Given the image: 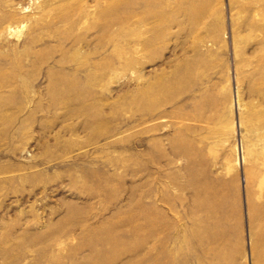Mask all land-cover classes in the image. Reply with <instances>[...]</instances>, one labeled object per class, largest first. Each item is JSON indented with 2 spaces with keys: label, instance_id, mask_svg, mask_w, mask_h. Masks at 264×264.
I'll list each match as a JSON object with an SVG mask.
<instances>
[{
  "label": "rangeland",
  "instance_id": "1",
  "mask_svg": "<svg viewBox=\"0 0 264 264\" xmlns=\"http://www.w3.org/2000/svg\"><path fill=\"white\" fill-rule=\"evenodd\" d=\"M0 264H264V0H0Z\"/></svg>",
  "mask_w": 264,
  "mask_h": 264
}]
</instances>
